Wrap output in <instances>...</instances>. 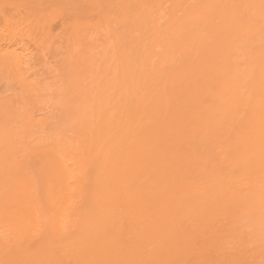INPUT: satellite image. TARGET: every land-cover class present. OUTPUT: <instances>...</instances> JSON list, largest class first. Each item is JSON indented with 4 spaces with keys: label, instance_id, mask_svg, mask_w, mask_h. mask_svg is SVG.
<instances>
[{
    "label": "rangeland",
    "instance_id": "obj_1",
    "mask_svg": "<svg viewBox=\"0 0 264 264\" xmlns=\"http://www.w3.org/2000/svg\"><path fill=\"white\" fill-rule=\"evenodd\" d=\"M146 22L150 23V20H144L143 23H140V24H144ZM163 29H165V30H163ZM159 30L161 32L160 34H162V32L170 31L168 26L161 27ZM159 30H158V33H159ZM94 36L95 35H93V37H92V35H91L88 37V41L91 39L89 43H87L88 42L87 41L84 44H80V45L76 46L75 49H73L72 47L67 48V50H69V53H70L68 55L74 54L76 56L79 54L77 56L76 62H75L76 69H74L75 73L77 75L75 85H77L78 88H77V86H73L72 84H70L71 82H69L66 84L67 86L65 85L63 92H61L63 100L66 102L69 100L68 103H65V102L64 103L66 104V107L68 106L67 107L68 109L70 107V114H72V115H69L68 117L65 118V120H67L69 122L63 123L64 125L60 124V126H59L60 130L65 128L66 125L69 128L66 127L67 129H63V131L61 130V133H60V131H57L58 136L56 135V138H55V139H57L58 142H66V143H70V144L75 145V146H79L81 143L82 144L85 143L86 148L89 151H87L86 153H84L80 157L82 159L83 157L86 156V159L83 158V160H85L84 163L86 164V167L88 169L87 177L85 178V181L82 180L83 182L80 180L81 177L80 178L78 177L79 179H76V180L68 181L67 177L65 176L66 174H63V172H62L63 169L59 166V163H57V159L54 156L51 157V155H49L51 157L50 158V157H47L45 155L46 153H47V155L49 154L48 153V150H49L48 147H50V145H46V147H45V140H44V142H42L44 139V135H43L42 131H41V133H42V135H41L38 128H36V131H39L40 136H41L40 139L41 138L42 139L41 140L38 139L36 141V144H34V145H31L30 143H28V141L31 139L29 138V134H27V132L21 133V131H20L19 133H17L18 137H19V139H17V143L21 149L18 147L14 156H7L4 154L3 151L0 152V221L1 222H3V221L4 222H13V223L18 224V226H20L22 228V230L24 231V238L21 240L23 242V244L21 241L15 242L14 245L12 244L11 247H9L6 250L3 247H0V250H1L0 251V264H34V262H35V264H42V263L43 264H45V263L46 264H99V263L100 264H115L116 262H117L116 264H121L122 262H123L122 264H144V263L145 264H150V263L151 264H231V263L237 264L238 261L240 264L241 263L242 264H264V238H263L264 237V232H263L264 231V224H263L264 223V207H263L264 206V200L262 202H258V203H256L254 201V202H252L253 204L244 203L242 200H248V198L254 192L252 188H251V193H249V191H246L244 189V191H243L244 194L242 193L243 194L242 200L236 198L235 192H234V191L240 189L238 187H235V185L236 186H241V185L245 186L247 184V182L250 183L251 181L253 182L252 186L255 185V181L256 182L259 181V180H256L258 178L257 174L261 171H264L263 169L258 170L257 167H255V168H253V170L257 169L258 171L254 170L255 171L254 172L253 170H245L247 173H244L245 172L244 169H242L241 166L238 164L239 160H236V159L242 158V156H245V155L247 156L246 159H248L250 155L255 153L254 152L255 149L260 145V143H262L261 145H264V140L262 139V138H264L263 137L264 136V131H263L264 130V120H262V119H261L262 121H260V119L259 120L256 119L257 121L253 120V119L249 120L246 117L244 119V116H245L244 110H242V108L240 106H237L240 109L237 107L235 110L230 109V108H226L225 114H227V115H222V117H217L216 119L214 118L212 120H208L209 122L205 121V119H204V113L205 112L201 109V107H199L197 105L196 99L189 92H187V90H184L185 92L180 90L181 85H180L179 81L176 78L170 76V74L167 71L163 70L161 65H159L160 64L159 62H161L160 60H162L165 56L163 54V52L166 51L167 49L164 50L163 48H158V47L153 48V51L154 52L156 51L155 52L156 55L149 59L150 66L151 67L153 66V67L151 69L152 73L150 72V75L146 79L147 83H145V80H144L142 82V84H138V82H136L133 78L130 77V80L127 81L129 83V85H126L125 92L124 93L120 92L122 95L118 92L119 89H117V88L111 89V92H109L110 95L107 93H104V92L99 90V87H101V86L99 85L97 80L102 79L103 77L107 76L108 73H110L108 78L106 79V81H109V83L107 85L113 83L114 85L117 86L120 83L117 80H115L116 79L115 77H117L116 75L121 74V76H122V75H124V73H115V70H112V72L114 74L113 75L110 71H107L110 63L113 65L117 64L116 57L114 54V48L112 46V43L108 39H106L103 35L96 34V36H95L96 38ZM137 36L138 37L140 36L139 31L136 32V34H134L133 37H128L127 41L129 43L130 42L134 43L137 39ZM135 37H136V39H135ZM139 40H140V37L138 38L137 44H139V42H140ZM54 41H56V38H54ZM53 46H54L53 52H54V55L56 57L63 55L64 52L67 51L66 49H62V47L60 46L59 43L58 44L56 43V45L54 43ZM57 48H58V50H57ZM249 51H251V52H249ZM102 53L105 55H102ZM136 55L137 56H134L135 57L134 64H136L138 60L140 61L143 58V54L140 51V48H138V50L136 51ZM254 56H256V57H254ZM253 57L256 59V62L258 65L262 64L260 56L258 54V51H256V48L254 49L253 47H247L246 51L239 52L235 56V58H236L235 61L239 62L242 66L246 67V66H248V64L252 60H255ZM79 58H81V59H79ZM77 59H78V62H77ZM167 59H170V58L168 57ZM153 61H155V62H153ZM53 65H55V64L52 63V59L49 60L47 68L49 69L50 74L46 80V85H48L52 81L55 74L58 73V72L55 73V66H53ZM135 69L137 70L136 66H135ZM101 71H103V72L101 73ZM135 74H136V72H135ZM153 75H155V76H153ZM152 76H153V78H152ZM156 76L158 78H160L159 83H153L154 80L157 78ZM149 77H151V79ZM189 77H190V75H189ZM0 79H1V77H0ZM48 79H50V80H48ZM171 79L173 80V82ZM116 81H117V84H116ZM0 82H1V80H0ZM177 83H179V84H177ZM177 85H179V87ZM165 86H166V88H165ZM156 87H157V89H156ZM174 87H176V88H174ZM66 88H68L67 92H66V90H67ZM72 88H73V90L75 88H77L75 90H78V91L74 90V92H73ZM79 88L81 90H83L85 93L82 92ZM152 91H155V92H152ZM143 92H144V94H143ZM82 93H84V94H82ZM117 93L119 94V96ZM80 94H82V95H80ZM116 94H117V97H116ZM173 94H174V96H173ZM120 95L122 96V98ZM146 95H148V96H146ZM156 95H158V98H156L157 97ZM8 96H11V94L9 93ZM73 96H75V97H73ZM80 96L81 97L83 96V97L81 98ZM110 96H112L113 100H115V101L118 100L117 102L112 104V108H116V106L117 107L119 106V108H120L119 111L115 110L108 117L105 116V117L101 118L100 116L98 117V115H95V118H93L89 111H91L92 109H95L96 112H99L97 106L95 105L96 102L99 100L100 101L103 100L101 98H107ZM152 96H153V98H152ZM79 97L81 98L82 101L80 100ZM124 97H126V98H124ZM71 98H73V99H71ZM83 98H84V100L88 99V100H86V102L85 101L84 102L89 104V105H86L83 103ZM120 98H121V101H120ZM172 98H173V101H172ZM155 99H156V102L153 101ZM162 100H163V102H162ZM73 101H75V102H73ZM90 102H93L94 104L93 103L91 104ZM172 102H173V104H172ZM192 102H193V104H192ZM166 103H167V105H166ZM153 104H155V105H153ZM182 105H183V107H182ZM151 107H155V108L152 109ZM73 108H75V111H73L74 110ZM149 108H151V109H149ZM187 108H189L190 110L188 111ZM156 109H158V110H156ZM133 110H135V111H133ZM186 110H187V112H186ZM147 111H150V112L152 111L151 113H153L152 114L153 116L151 115L150 112L147 113ZM164 111L166 112L165 114H164ZM194 111H195V114H194ZM19 112L22 114L21 110ZM197 114H198V116H197ZM242 114H243V116H242ZM126 115H128V116H126ZM187 115L189 116V118ZM186 116H187V118H186ZM241 116H242V118H241ZM74 117L75 118L77 117L76 119L79 120L80 122L75 120ZM162 117H163V120H162ZM196 117H200V118L198 121H195V124H194V120ZM237 117L239 118V120L241 118V121H239L238 119H235ZM68 119H71V120H68ZM63 120L64 119H62L61 123L65 121V120L64 121ZM97 121L99 122L98 125H97V123H98ZM188 121H189V123H188ZM74 122H76V123H74ZM132 122H133V124H132ZM190 122H193V125ZM246 122L247 123L249 122V123L247 124ZM260 122H261V124H260ZM67 123L68 124L71 123V124L68 125ZM148 123H150V124H148ZM158 123L160 126L158 125ZM209 123H211V124L209 125ZM243 123H244V125H243ZM180 124H182V125L187 124L186 125L187 128L185 127L186 128L185 131H186V134L188 137H186V139L182 142L184 144L183 145V147H184L183 152L187 153L186 150L190 151V152L191 151L194 152L193 158H194V161L196 164L199 162L202 163L205 161L207 163L210 162V164L208 163L209 167L207 169H198V168H196L197 170L194 169L193 170L194 173L192 174V177H188L189 179H187V181L184 179L185 177L182 176V175H185V173L183 174L181 172H177V171L175 172L174 171L175 170V166H174L175 153L174 152L175 151L177 152L176 147H177L178 143L175 142L173 137H174V133L176 132V129H177L176 127L179 126ZM188 125H190V126H188ZM61 126H62V128H61ZM100 126L103 128H101ZM192 126H195L196 128H194ZM250 126H251V128H249ZM71 127H73V129ZM198 127H199V129H198ZM236 127H239V128L237 129ZM70 128H71V131H70ZM99 128L102 129L103 131H100ZM153 128H155V129H153ZM192 128L195 130L198 129L199 130V131L197 130L198 133H196V131L193 130ZM114 129H115V131H114ZM120 129H122V130H120ZM248 129H249V131H248ZM67 130H69V131H67ZM153 130H155L156 132ZM191 130H193V131H191ZM121 131L124 133H122ZM257 131H259V133ZM58 133H60V134H58ZM74 133H77V135L75 136ZM103 133H104V135H103ZM149 133H150V135H149ZM157 133H159V134H157ZM25 134L27 135L26 137H25ZM71 134H74V136L72 137ZM129 134L131 136H128ZM134 134H135V136H134ZM251 134H253L252 137L250 136ZM190 135L192 137L195 135V137L192 138ZM257 135H258V137H257ZM22 136L25 137V139ZM116 136H118V137H116ZM119 136H121V137H119ZM261 136H262V138L258 139ZM122 137H124L123 139H125V140H122ZM132 137H134V138H132ZM135 137H136V139H135ZM249 138H251V139H249ZM92 139L94 142L92 141ZM118 139H119L120 143H121V140L123 141L122 145L119 143ZM193 139H194V141H193ZM25 140H26V142H25ZM39 140L43 143V147H41L42 145L39 146L41 144ZM143 140H144V142H142ZM167 140L169 141V143L171 145L168 144ZM225 140H226V142H225L226 144L224 143ZM230 140H232V142ZM256 140L258 142L260 140L259 144ZM146 141H147V143H146ZM165 141L167 143H165ZM200 142H201V144H200ZM26 143L29 145H26ZM94 143H95V145H94ZM145 143L147 144V146L148 145L149 146L147 147L145 145ZM156 143H158L159 145L158 144L156 145ZM175 143H177V144H175ZM98 144H99V146H98ZM105 144L109 145L108 148H107V146H105ZM130 144H131V146H130ZM152 144L155 146H153ZM172 144H174V145H172ZM235 144H237V145H235ZM238 144H240V145H238ZM119 145H121L123 148L121 146L119 147ZM24 146H25V148H24ZM95 146H97V149ZM173 146L176 148V150L174 149ZM26 147H28V148H26ZM39 147H41V148H39ZM103 147L105 149L107 148L106 153H105V149ZM127 147H128V150H125V148L127 149ZM153 147H155L156 149ZM247 147L249 148L248 149L249 151H247V153H246V152H244V148H247ZM121 148H122V150H121ZM163 148H165L166 150ZM191 148H194V149L191 150ZM195 148H196V150H195ZM36 149H37V151H36ZM22 150H24V151H22ZM44 150H47V151L44 152ZM96 150L98 151L97 154H96V152H97ZM114 150L119 152V154L117 152H116L117 153L116 154ZM144 150H146V151H144ZM113 151H114V153H113ZM122 151H124V152H122ZM167 151H169V152H167ZM28 152L30 155L28 154ZM34 152H36V153H34ZM38 152L40 155L37 154ZM43 152H44V155L42 154ZM172 152H173V154H172ZM230 152H231V154H230ZM241 152L244 154H242ZM88 153H89V155H88ZM120 153H122V154H120ZM239 153H241V154H239ZM249 153H251V154H249ZM21 154L23 156V159H21L22 157H19V156H21ZM98 154H100V155H98ZM233 155H235V156L233 157ZM95 156H97V158ZM122 156H123V158H122ZM167 156H168V158H167ZM14 157H16V158H14ZM254 158H255V156H253L250 160H252ZM258 158L256 157V159H258ZM7 160H9V161L13 160L14 163H9ZM88 161L91 163H89ZM54 162H56L57 166H56V164H54ZM114 162H116V163L113 164ZM153 163H155V164H153ZM90 164H91V166H90ZM111 165H113V166H111ZM153 165H155V167H153ZM159 165H160V167H159ZM206 167H207V164H206ZM59 168H61L62 171ZM150 168H151V171H148V170H150ZM159 168H161L162 171H160L161 169H159ZM156 169H157V171H156ZM111 170L112 171L114 170L115 172L114 171L112 172ZM57 171H60V172H57ZM75 171H77V170H75ZM56 172L58 173V175ZM88 172H90V173H88ZM109 172H110V175H109ZM168 172H170V173H168ZM253 172H254V174H253ZM59 173L61 174V176L59 175ZM153 173H155V175H152ZM227 174H229V175H227ZM49 175H51V177H49ZM53 175H55V176H53ZM149 175H151V176H149ZM171 175H172V177H171ZM203 175L205 178L203 177ZM224 175H227V176H224ZM242 175H244L243 178H242ZM46 176H48L47 178H49V179H47ZM58 176H60V177L63 176L64 178L63 177L59 178ZM162 176L163 177L165 176V177L163 178ZM168 176L171 178V180L169 179ZM213 176H214V179H213ZM21 177H22V179H21ZM91 177H92V179H91ZM166 177H168V178H166ZM252 177H254V178H252ZM34 178L36 180L33 181ZM88 178L90 180H88ZM153 178H156V179H153ZM227 178L229 180H227ZM233 178H234V180H233ZM244 178H246V179H244ZM251 178H252V180H250ZM165 179H167V180H165ZM206 179H208V180H206ZM21 180H22V182H21ZM92 180H94V182ZM176 180H178V184L174 183V182H177ZM23 181L25 184L23 183ZM63 181H64V183H60ZM67 181L69 182V184H66ZM73 181H75L78 185L75 182L73 183ZM135 181H137V182H135ZM216 181L218 183H216ZM236 181L238 184L237 183L235 184ZM107 182H109V184ZM127 182L129 185L127 184ZM149 182H151L153 185H151V183L149 184ZM167 182H168V184H167ZM170 182L172 183L171 185H170ZM101 183L103 185H106V186H103ZM57 184H58V186H57ZM86 184H87V186H86ZM99 184H101L100 186L102 188L99 186ZM203 184L204 185L206 184V187L202 186ZM225 184L226 185L228 184V185L226 186ZM232 184H233V186H232ZM23 185H25L26 187ZM76 185H77V187H75ZM110 185H112V186H110ZM229 185H231L232 187L230 188ZM4 186H6V187H4ZM107 186H110V187H107ZM137 186H139L141 188V190ZM24 187L26 190L24 189ZM70 187L71 188L73 187L74 189L73 188L71 189ZM78 187L80 188V192L78 190L79 189ZM143 187H144V189H143ZM224 187H226V188H224ZM34 188H37V189H34ZM76 188H78V189H76ZM200 188H205L204 192L207 189H215L216 192L214 194L213 193L209 194V192H208V196L205 197L206 194H203L204 193L203 189H200ZM31 189H32V192L30 193ZM123 189H125V190H123ZM163 189H164V191H163ZM225 189H226V191H225ZM227 189H229V190H227ZM6 190H7V192L8 191L9 192L7 193ZM72 190L73 191L75 190L78 193L75 194L76 192H73ZM112 190H114V192ZM118 190H119V192H118ZM143 190H144V192H143ZM131 191H133V192H131ZM148 191H150V192L148 193ZM159 191H161V192H159ZM191 191H192V196L190 197L189 193ZM26 192H27V194H25ZM124 192H125V194H124ZM135 192H137V194ZM119 193L123 194L125 197L127 196L126 194H129L128 195L129 197L127 196L125 199V197L122 195L124 197V198H122V197H120L121 195ZM205 193H207V192H205ZM28 194L30 196H28ZM102 194H104V196ZM216 194H219V196H221V195L222 196L219 198H216L215 197ZM93 195H96V196H93ZM137 195L140 197L138 198ZM201 195H203V196H201ZM210 195H212V197ZM25 196H27L28 198L31 197V201L27 197L25 199L24 198ZM51 196H52L53 200H52ZM156 196H158V197H156ZM223 196H225V197H223ZM233 196H235V199L233 198ZM60 197H62V199ZM79 197H81V198H79ZM152 197L155 198V200H153ZM178 197H179V199H178ZM120 198L123 200H121ZM132 198L135 200L132 201L133 200ZM140 198H142L141 201H140ZM188 198H191V200ZM106 199H108L112 203H110ZM115 199L117 200V202ZM127 199H129V200H127ZM138 199H139V201H137ZM232 199H234V200H232ZM28 200L31 203L30 204H24L25 202L28 203ZM104 200H106V201H104ZM130 200H131V203H130ZM147 200H149V201H147ZM169 200H171V201H169ZM186 200L188 202L190 201V204H188V202H186ZM60 201L62 204L60 203ZM158 201H160V202H158ZM167 201H169V202H167ZM123 202H125V203L127 202L126 205ZM156 202L158 203V205ZM34 203H37L38 205L37 204L35 205ZM96 203H97V205H95ZM129 203L133 204V205H130ZM21 204L26 209H23V206L21 207ZM31 204H32V206H31ZM46 204L47 205L49 204V205L47 206ZM56 204H58L59 207ZM115 204H118V205H115ZM153 204H155V205H153ZM172 204H173V206H172ZM179 204L181 205L182 210H184V208H187L184 210L185 212L184 211L182 212L180 210ZM200 204H202V205H200ZM121 205H122V207H121ZM218 205L219 206L221 205L220 208L222 207V209H220L219 207H216ZM30 206L32 208H30ZM34 206H37V207H34ZM50 206H52V207H50ZM70 206H72V207H70ZM136 206H137V208H136ZM33 207L36 209L35 212H33L35 214L31 213L32 211H34ZM75 207H76V209H75ZM149 207H151V208H149ZM153 207H155V208H153ZM211 207H213L214 209ZM234 207L236 209H234ZM56 208H57V210L58 209L59 210L57 211ZM82 208H84V209L82 210ZM176 208H178V209H176ZM30 209L32 211H29ZM64 209H65V211H63ZM73 209L75 210L74 212H73ZM102 209H103V211H102ZM134 209H135V211H134ZM157 209L159 212L157 211ZM26 210H28V212H30V213H28ZM155 210L157 211V213ZM171 210H173V211L175 210V211L173 212ZM24 211H26V212H24ZM43 211L46 213V215ZM68 211H69V214H67ZM153 211H155L156 214L155 213L152 214ZM210 211H213V213H211ZM37 212L38 213L40 212V217L36 216ZM52 212H54V214ZM70 212H71V214H70ZM140 212L143 214H141ZM50 213H51V215H50ZM84 213H85V215H84ZM132 213L134 215L135 214H137V215L134 216ZM10 214H11V217H10ZM26 214H28L29 216ZM32 214H33V216H30ZM88 214H89V216H88ZM96 214H97V216H96ZM175 214H176V216H175ZM214 214H215V216H214ZM146 215H148V216H146ZM153 215H155V216H153ZM165 215H166V217H165ZM199 215H200V217H199ZM12 216L15 219L17 218L18 220H15ZM20 216H22V217H20ZM25 216H28V217H25ZM69 216L71 218H69ZM228 216H230V217H228ZM33 217L36 218L37 220L34 219ZM148 217H149V219H148ZM19 219H21L22 221ZM25 219H26V222H25ZM55 219H57V220H55ZM66 220H67V222H66ZM119 220H121V221H119ZM182 220H183V222H182ZM68 221L70 223L69 226L67 224H65V223H68ZM85 221H86V223H85ZM142 221H143L144 226L142 225ZM218 221H220V222H218ZM21 222H22V224H21ZM138 222H140L141 224ZM144 222H145V224H144ZM165 222H167V224ZM178 222L179 223L182 222V223L179 224ZM13 223H10V224L13 225ZM32 223H35V224H32ZM74 223H76V224H74ZM84 223L87 225H84ZM124 223H126L125 226H124ZM94 224H95V226H94ZM36 225H39V226H36ZM40 225H42V226H40ZM63 225H65V226H63ZM82 225H84V226H82ZM147 225H149V226H147ZM62 226L64 227V230L62 229L63 228ZM138 226H140V227H138ZM158 226H159V228H157ZM175 226H178V227L176 228ZM215 226L216 227L218 226V227L216 228ZM34 227H36V228H34ZM39 227H41V228H39ZM43 227H44V229H43ZM65 227H66V230H65ZM132 227L134 228L133 230H132ZM165 227H166V229H165ZM153 228H155V229H153ZM38 229H39V231H38ZM70 229H72V230H70ZM142 229H145L146 231L143 230V232H141ZM180 229H182V230H180ZM212 229L213 230L215 229V230L213 231ZM119 230H122V231H119ZM159 230H161V231H159ZM31 231L33 232L32 234H34V236L31 235V233H30ZM113 231H117V232H113ZM138 231H140V232H138ZM61 232H62V234H61ZM128 232L131 234H129ZM159 232L162 234H160ZM171 233L173 235H171ZM215 233H217V234H215ZM25 234H27V235H25ZM86 234H88V235H86ZM149 234H150V237H148ZM183 234H184V236H183ZM211 234H214L215 236L211 235ZM260 234H262V235H260ZM132 235H134V236H132ZM153 235H155V236H153ZM170 235L172 237V240H171ZM29 236H31V237H29ZM112 236H114V237H112ZM127 236L129 238H127ZM136 236H138V237H136ZM76 237H78V238H76ZM151 237H155V238H151ZM230 237L231 238L233 237L232 240L230 239ZM145 238H147V239H145ZM159 238H160V240H159ZM235 238H237V239H235ZM75 239L78 241H76ZM136 239H138V240H136ZM161 239H163V240H161ZM233 239H234V241H233ZM23 240H26V241H23ZM106 240H107V242H106ZM139 240L141 241V243H139ZM147 240H149V241H147ZM152 240L155 243H153ZM146 241H147V243H146ZM59 242H60V244H59ZM71 242H73L74 244ZM173 242H175V244ZM220 242L222 243L221 245H219ZM24 243H26V244H24ZM30 243H32V245H34V246H31ZM114 243L116 244L115 246H113ZM19 244L22 245V247ZM128 244H130V245H128ZM145 244H147V245L145 246ZM153 244H155V245H153ZM217 244L219 245V247ZM152 245L155 247H153ZM208 245H211V246L209 247ZM244 245H245V247H244ZM69 246H70V249H69ZM134 246H136L139 249L135 248ZM204 246H206V248H204ZM215 246L217 247V249ZM118 247L119 248L121 247L122 249L121 248L118 249ZM196 247H198V248H196ZM112 248H114V249H112ZM210 248H211V250H210ZM238 248H241V249H238ZM127 249H128V251H127ZM221 249H223V250H221ZM4 250H5V252H4ZM54 250H55V252H54ZM137 250L138 251L140 250V252L138 253ZM20 251H21V253L23 251V253L21 254ZM116 252L119 253L120 255L117 254ZM49 254H50V256H48ZM124 254H125V257L127 258V260H126V258H124ZM149 254L151 255V257L149 256ZM228 254L229 255L231 254V255L228 256ZM42 255H43V257H42ZM236 255H237V257H236ZM3 256H5L6 259ZM23 256L26 260H24ZM159 256L161 257V259ZM37 257L40 260L37 259ZM44 258H46V260ZM149 258H151V259H149ZM152 258H153V261H152ZM221 258H223V259H221ZM157 259H158V261L156 262ZM129 260L132 263H130ZM147 260H149V261H147ZM142 261H144V262H142ZM231 261H234V262H231Z\"/></svg>",
    "mask_w": 264,
    "mask_h": 264
},
{
    "label": "bare ground",
    "instance_id": "obj_2",
    "mask_svg": "<svg viewBox=\"0 0 264 264\" xmlns=\"http://www.w3.org/2000/svg\"><path fill=\"white\" fill-rule=\"evenodd\" d=\"M144 20H150V23H143ZM168 26L170 31L162 32L160 34V28ZM132 28V29H131ZM159 30V33H158ZM165 30V29H163ZM139 31L140 34V42L138 43V36L134 43H129L127 41L128 37H133L136 32ZM96 34L103 35L106 39H108L114 48V54L116 57V65L110 63L107 71H110L112 74V70H115V73H124L117 74L115 77L119 83V85H114L113 83L107 85L109 81H106L109 74L103 77L100 80H97L99 85V90L109 94L111 89L117 88L118 92L124 93L126 90V85H129L127 81L130 80V77L133 78L138 84H142L150 75L152 67L150 66L149 59L155 56V52L153 48H163V54L165 55L161 62H159L163 70L167 71L170 76L176 78L179 83L182 91L187 90L197 101V105L201 107V109L205 112L204 119L205 121L216 119L217 117H222L225 114L226 108H230L235 110L237 106H240L242 110L245 112V117L247 119H260V121L264 120V0H0V152H4L7 156H14L16 150L19 145L17 143V139H19L18 134L27 132L29 134V138L31 140L28 141L31 145L36 144V141L40 139V133L42 131L46 145H50L47 153L45 154L47 157L49 155L54 156L57 159V163H59V168L63 174H66L68 181L76 180L81 177V181H85L87 177V167L84 163L86 156L81 159L84 153H86L87 148L85 143L80 144L79 146L72 145L66 142H58L56 138L57 131L63 129H67V125L63 129H59L60 124L69 122L65 120L70 114L69 109L66 107L65 103H68L63 100L61 92H63L65 85L69 82L73 86L76 81V73L75 70V62L76 58L79 55H68L69 50L67 48L75 49L76 46L80 44H84L88 41V37ZM94 36V37H95ZM56 38V41H54ZM96 38V37H95ZM103 38V37H102ZM93 39V38H92ZM99 39V38H98ZM91 40V39H90ZM90 40L87 42L89 43ZM60 44L62 49H66L63 55L56 57L53 52V44ZM109 43V42H108ZM90 47V46H89ZM132 47V48H131ZM247 47L256 48L258 54L260 56L261 65H258L255 60H252L248 66L244 67L239 62L235 61V56L242 51H246ZM131 48V49H130ZM140 48V51L143 54V58L137 61L134 64L136 51ZM109 49V48H108ZM58 50V48H57ZM161 50V49H160ZM250 50V49H249ZM78 52V51H77ZM251 52V51H249ZM67 55V56H66ZM102 55H105L102 53ZM81 56V55H80ZM104 57V56H103ZM170 59H167V58ZM58 58V59H57ZM52 59V63L55 65V76L52 81L46 85V80L50 74L49 69L47 68L49 60ZM81 59V58H79ZM251 60V59H250ZM258 60V59H257ZM81 61V60H80ZM78 62V59H77ZM120 62V63H119ZM155 62V61H153ZM77 64V63H76ZM153 65V64H152ZM137 67V70L135 69ZM259 66V67H258ZM157 71V70H156ZM155 71V72H156ZM159 71V70H158ZM103 71H101L102 73ZM136 72V74H135ZM152 73V72H151ZM114 75V74H113ZM156 75V74H155ZM153 75V76H155ZM190 75V77H189ZM152 76V78H153ZM157 77V76H156ZM155 77V78H156ZM151 79V77H149ZM114 79V78H113ZM50 80V79H48ZM133 80V81H134ZM172 80V79H171ZM175 80V79H174ZM114 81V80H113ZM116 81V84H117ZM160 78H156L153 83H159ZM167 81V80H166ZM169 82V81H168ZM173 82V80H172ZM177 83V84H179ZM168 84V83H167ZM171 84V83H170ZM174 84V83H173ZM131 85V84H130ZM172 85V84H171ZM67 86V85H66ZM179 87V85H177ZM72 87V86H71ZM150 87V86H149ZM170 87V86H169ZM70 88V87H69ZM78 88V86H77ZM75 88V89H77ZM82 88V87H81ZM166 88V86H165ZM176 88V87H174ZM66 92L68 88H66ZM74 89V90H75ZM80 89V88H79ZM157 89V87H156ZM155 89V90H156ZM73 90V88H72ZM73 90V92H74ZM81 90V89H80ZM162 90V89H161ZM78 91V90H75ZM84 92L83 90H81ZM87 91V90H86ZM116 91V90H115ZM174 91V90H173ZM155 92V91H152ZM185 92V91H184ZM11 96H8V94ZM85 93V92H84ZM82 93V94H84ZM120 93V94H121ZM127 93V92H126ZM148 93V92H147ZM151 93V92H150ZM176 93V92H175ZM80 94V95H82ZM118 94V93H117ZM116 94V97H117ZM144 94V92H143ZM110 95V94H109ZM114 95V94H113ZM122 95V94H121ZM120 95V96H121ZM167 95V94H166ZM185 95V94H184ZM8 96V97H7ZM119 96V94H118ZM124 96V95H123ZM148 96V95H146ZM158 98V95H156ZM174 96V94H173ZM179 96V95H178ZM75 97V96H73ZM81 97V96H80ZM79 97V98H80ZM83 97V96H82ZM81 97V98H82ZM180 97V96H179ZM178 97V98H179ZM182 97V96H181ZM77 98V97H76ZM80 98V100H81ZM88 98V97H87ZM122 98V96H121ZM120 98V101H121ZM126 98V97H124ZM148 98V97H147ZM153 98V96H152ZM170 98V97H169ZM177 98V97H176ZM175 98V99H176ZM73 99V98H71ZM75 99V98H74ZM103 100H99L96 102V106L99 112H96L95 109H92L90 114L93 118L95 115L105 117L110 116L115 110L119 111V106L116 108H112V104L117 102L113 100L112 96L107 98H101ZM142 99V98H141ZM161 99V98H160ZM77 100V99H76ZM88 100V99H86ZM83 98V103L89 105ZM127 100V99H126ZM140 100V99H139ZM138 100V101H139ZM169 100V99H168ZM183 100V99H182ZM185 100V99H184ZM82 101V100H81ZM85 101V102H84ZM91 101V100H90ZM93 101V100H92ZM143 101V100H142ZM156 102V99L153 100ZM173 101V98H172ZM65 102V103H64ZM75 102V101H73ZM78 102V101H77ZM95 102V101H94ZM146 102V101H145ZM163 102V100H162ZM161 102V103H162ZM171 102V101H170ZM187 102V101H186ZM91 104L93 102H90ZM127 103V102H126ZM158 103V102H157ZM190 103V102H189ZM188 103V104H189ZM94 104V103H93ZM121 104V103H120ZM170 104V103H169ZM173 104V102H172ZM193 104V102H192ZM150 105V104H149ZM155 105V104H153ZM152 105V106H153ZM162 105V104H161ZM167 105V103H166ZM92 106V105H91ZM128 106V105H127ZM146 106V105H145ZM188 106V105H187ZM186 106V107H187ZM196 106V105H195ZM93 107V106H92ZM129 107V106H128ZM127 107V108H128ZM161 107V106H160ZM168 107V106H167ZM183 107V105H182ZM193 107V106H192ZM94 108V107H93ZM152 109L155 107H151ZM149 108V109H151ZM195 108V107H194ZM198 108V107H197ZM196 108V109H197ZM239 108V107H237ZM22 114L19 112L20 110ZM75 111V108H73ZM129 109V108H128ZM134 109V108H133ZM140 109V108H139ZM148 109V110H149ZM188 111L190 110L187 108ZM240 109V108H239ZM158 110V109H156ZM166 110V109H165ZM192 110V109H191ZM77 111V110H76ZM135 111V110H133ZM138 111V110H137ZM167 111V110H166ZM197 111V110H196ZM124 112V111H123ZM150 111H147V113ZM152 112V111H151ZM150 112V113H151ZM183 112V111H182ZM187 112V110H186ZM185 112V113H186ZM243 112V111H242ZM77 113V112H76ZM134 113V112H133ZM136 113V112H135ZM157 113V112H156ZM166 112L164 111V114ZM171 113V112H170ZM126 114V113H125ZM140 114V113H139ZM153 113H151L152 115ZM195 114V111H194ZM77 115V114H76ZM129 115V114H128ZM126 115V116H128ZM173 115V114H172ZM74 116V115H73ZM139 116V115H138ZM145 116V115H144ZM153 116V115H152ZM170 116V115H169ZM188 116V115H187ZM186 116V118H187ZM198 116V114H197ZM243 116V114H242ZM241 116V118H242ZM148 117V116H147ZM150 117V116H149ZM164 117V116H163ZM162 117V120H163ZM240 117V116H239ZM77 118V117H76ZM75 117L74 119L77 120ZM156 118V117H155ZM189 118V116H188ZM200 117H196L194 120L198 121ZM234 118V117H233ZM241 118H235L241 121ZM62 119H64L62 121ZM109 119V118H108ZM140 119V118H139ZM151 119V118H150ZM157 119V118H156ZM155 119V120H156ZM172 119V118H171ZM262 119V120H261ZM71 120V119H68ZM183 120V119H182ZM188 120V119H187ZM79 121V120H77ZM99 121V120H98ZM97 121V122H98ZM148 121V120H147ZM204 121V120H203ZM247 121V120H246ZM257 121V120H256ZM255 121V122H256ZM71 122V121H70ZM80 122V121H79ZM131 122V121H130ZM153 122V121H152ZM181 122V121H180ZM187 122V121H186ZM209 122V121H208ZM211 122V121H210ZM76 123V122H74ZM78 123V122H77ZM189 123V121H188ZM193 125V122H190ZM197 123V122H196ZM200 123V122H199ZM245 123V122H244ZM243 123V125H244ZM247 123V122H246ZM249 123V122H248ZM247 123V124H248ZM259 123V122H258ZM68 124V123H67ZM71 124V123H69ZM68 124V125H69ZM99 122L97 123V125ZM131 124V123H130ZM133 124V122H132ZM150 124V123H148ZM203 124V123H202ZM211 123H209L210 125ZM233 124V123H232ZM238 124V123H237ZM261 124V122H260ZM64 125V124H63ZM159 125V123H158ZM187 125V124H186ZM186 125L180 124L176 128V132L174 133L175 144H177V152L175 151L174 157V166L175 172L185 173L183 178L187 181L188 177H192L194 173V169H207L209 167L210 162H202L195 163L194 161V152L187 151L184 153L183 141L186 139ZM191 125V124H190ZM188 125V126H190ZM208 125V126H209ZM242 125V124H241ZM263 125V124H262ZM74 126V125H73ZM120 126V125H119ZM125 126V125H124ZM152 126V125H151ZM160 126V125H159ZM174 126V125H173ZM172 126V127H173ZM198 126V125H197ZM240 126V125H239ZM246 126V125H245ZM261 126V125H260ZM67 127V128H66ZM101 127V126H100ZM168 127V126H167ZM186 127V128H185ZM196 128L195 126H192ZM242 127V126H241ZM36 128L40 131H36ZM62 128V126H61ZM73 129V127H71ZM70 128V131H71ZM84 128V127H83ZM103 128V127H101ZM157 128V127H156ZM232 128V127H231ZM237 129L239 127H236ZM251 128V126L249 127ZM254 128V127H253ZM100 129V128H99ZM117 129V128H116ZM155 129V128H153ZM193 129V128H192ZM199 129V127H198ZM197 129V130H198ZM202 129V128H201ZM122 130V129H120ZM119 130V131H120ZM131 130V129H130ZM144 130V129H143ZM147 130V129H146ZM145 130V131H146ZM151 130V129H150ZM149 130V131H150ZM195 130V129H193ZM191 130V131H193ZM196 131V133H198ZM209 130V129H208ZM232 130V129H231ZM235 130V129H234ZM251 130V129H250ZM257 130V129H256ZM65 131V130H64ZM69 131V130H67ZM73 131V130H72ZM100 131H103L100 129ZM115 131V129H114ZM155 131V130H153ZM188 131V130H187ZM199 131V130H198ZM249 131V129H248ZM255 131V130H254ZM264 131V130H263ZM66 132V131H65ZM75 132V131H74ZM78 132V131H77ZM122 132V131H121ZM156 132V131H155ZM234 132V131H233ZM240 132V131H239ZM243 132V131H242ZM241 132V133H242ZM259 133V131H257ZM261 132V131H260ZM41 133V135H42ZM58 133V134H60ZM124 133V132H122ZM147 133V132H146ZM145 133V134H146ZM153 133V132H152ZM193 133V132H192ZM200 133V132H199ZM204 133V132H203ZM228 133V132H227ZM232 133V132H231ZM251 133V132H250ZM253 133V132H252ZM256 133V132H255ZM75 136L77 133H74ZM74 134H71L72 137ZM148 134V133H147ZM159 134V133H157ZM195 134V133H194ZM230 134V133H229ZM244 134V133H243ZM249 134V133H248ZM254 134V133H253ZM251 134L250 136L252 137ZM263 134V133H262ZM86 135V134H85ZM104 135V133H103ZM102 135V136H103ZM150 135V133H149ZM148 135V136H149ZM189 135V134H188ZM192 135V134H191ZM190 135V136H191ZM196 135V134H195ZM195 135L192 137L194 138ZM198 135V134H197ZM231 135V134H230ZM260 135V134H259ZM27 135L25 134V137ZM58 136V135H57ZM80 136V135H79ZM128 136H131L130 134ZM133 136V135H132ZM135 136V134H134ZM157 136V135H156ZM163 136V135H162ZM249 136V137H250ZM18 137V138H17ZM23 137V136H22ZM25 137H23L25 139ZM65 137V136H64ZM83 137V136H82ZM101 137V136H100ZM118 137V136H116ZM121 137V136H119ZM165 137V136H164ZM258 137V135H257ZM264 137V136H263ZM81 138V137H80ZM108 138V137H107ZM110 138V137H109ZM124 137H122V140ZM134 138V137H132ZM171 138V137H170ZM198 138V137H197ZM196 138V139H197ZM217 138V137H216ZM232 138V137H231ZM262 136L258 139H261ZM42 139V138H41ZM40 139V140H41ZM121 139V138H120ZM136 139V137H135ZM140 139V138H139ZM158 139V138H157ZM195 139V140H196ZM218 139V138H217ZM229 139V138H228ZM234 139V138H233ZM232 139V140H233ZM251 139V138H249ZM254 139V138H253ZM257 139V140H258ZM264 140V138H262ZM39 140V141H40ZM121 140L122 145L123 141ZM142 140V139H141ZM148 140V139H147ZM173 140V141H174ZM191 140V139H190ZM232 140H230L232 142ZM256 140V141H257ZM22 141V140H21ZM93 141V139H92ZM187 141V140H186ZM194 141V139H193ZM222 141V140H221ZM234 141V140H233ZM244 141V140H243ZM26 142V140H25ZM40 141L41 147H43V143ZM94 142V141H93ZM96 142V141H95ZM138 142V141H137ZM144 142V140L142 141ZM141 142V143H142ZM168 144L169 141L167 140ZM165 141V143H167ZM171 142V141H170ZM226 140L224 141V143ZM246 142V141H245ZM258 142V141H257ZM260 142V140H259ZM258 142V144H259ZM20 143V142H19ZM97 143V142H96ZM129 143V142H128ZM127 143V144H128ZM147 143V141H146ZM145 145L147 146V144ZM151 143V142H150ZM163 143V142H162ZM222 143V142H221ZM250 143V142H249ZM39 144V143H38ZM107 144V143H106ZM107 148L109 145H106ZM139 144V143H138ZM149 144V143H148ZM158 143H156L157 145ZM193 144V143H192ZM195 144V143H194ZM201 144V142H200ZM218 144V143H217ZM226 144V143H225ZM254 144V143H253ZM262 143H260L261 145ZM25 145V144H24ZM26 145H29L26 143ZM92 145V144H91ZM95 145V143H94ZM119 145V147L121 146ZM153 145V144H152ZM159 145V144H158ZM171 145V144H170ZM174 145V144H172ZM237 145V144H235ZM240 145V144H238ZM251 145V144H250ZM249 145V146H250ZM256 145V144H255ZM256 146L255 153L250 155L248 159H246V155L242 156V158L236 159L239 160L238 164L242 169L245 170H253V168L257 167L258 170H264V145ZM21 146V145H20ZM99 146V144H98ZM104 146V147H105ZM118 146V145H117ZM126 146V145H125ZM131 146V144H130ZM142 146V145H141ZM145 146V147H146ZM149 146V145H148ZM147 146V147H148ZM155 146V145H153ZM186 146V145H185ZM193 146V145H192ZM191 146V147H192ZM248 146V145H247ZM39 147V148H41ZM97 149V146H95ZM103 147V148H104ZM122 147V146H121ZM134 147V146H133ZM144 147V148H145ZM167 147V146H166ZM165 147V148H166ZM174 147V146H173ZM222 147V146H221ZM235 147V146H234ZM233 147V148H234ZM20 148V147H19ZM25 148V146H24ZM28 148V147H26ZM99 148V147H98ZM102 148V147H101ZM106 148V149H107ZM110 148V147H109ZM123 148V147H122ZM121 148V150H122ZM131 148V147H130ZM129 148V149H130ZM155 148V147H153ZM159 148V147H158ZM163 148V149H165ZM169 148V147H168ZM174 147V149L176 150ZM220 148V147H219ZM253 148V147H252ZM251 148V149H252ZM21 149V148H20ZM35 149V148H34ZM43 149V148H42ZM45 149V148H44ZM95 149V148H94ZM105 149V148H104ZM105 149V153H106ZM118 149V148H117ZM148 149V148H147ZM156 149V148H155ZM167 149V148H166ZM165 149V150H166ZM173 149V150H174ZM182 149V150H181ZM194 148H191V150ZM249 148H244V152L247 153ZM30 150V149H29ZM91 150V149H90ZM99 150V149H98ZM125 150H128L125 148ZM133 150V149H132ZM196 150V148H195ZM229 150V149H228ZM240 150V149H239ZM254 150V149H253ZM24 151V150H22ZM37 151V149H36ZM47 150H44V152ZM97 151V150H96ZM95 151V152H96ZM102 151V150H101ZM115 151V150H114ZM113 151V153H114ZM134 151V150H133ZM143 151V150H142ZM146 151V150H144ZM163 151V150H162ZM32 152V151H31ZM44 152L42 153L44 155ZM117 151H115L116 153ZM124 152V151H122ZM135 152V151H134ZM165 152V151H164ZM169 152V151H167ZM166 152V153H167ZM200 152V151H199ZM232 152V151H231ZM230 152V154H231ZM22 153V152H21ZM36 153V152H34ZM33 153V154H34ZM94 153V152H93ZM98 151L96 152V154ZM104 153V152H103ZM119 154V152H117ZM116 153V154H117ZM165 153V154H166ZM201 153V152H200ZM204 153V152H203ZM235 153V152H234ZM242 153V152H241ZM239 153V154H241ZM24 154V153H23ZM29 154V152H28ZM39 154V152L37 153ZM36 154V155H37ZM101 154V153H100ZM98 154V155H100ZM122 154V153H120ZM170 154V153H169ZM173 154V152H172ZM244 154V153H242ZM251 154V153H249ZM20 155V154H19ZM30 155V154H29ZM40 155V154H39ZM89 155V153H88ZM91 155V154H90ZM94 155V154H93ZM102 155V154H101ZM168 155V154H167ZM202 155V154H201ZM38 156V155H37ZM36 156V157H37ZM42 156V155H41ZM40 156V157H41ZM45 156V157H46ZM104 156V155H103ZM231 156V155H230ZM235 155H233L234 157ZM253 156L254 159L250 160ZM23 159V156L21 154ZM46 157V158H47ZM50 157V158H51ZM97 158V156H95ZM132 157V156H131ZM256 157L258 159H256ZM16 158V157H14ZM30 158V157H29ZM89 158V157H88ZM113 158V157H112ZM111 158V159H112ZM119 158V157H118ZM123 158V156H122ZM168 158V156H167ZM200 158V157H199ZM218 158V157H217ZM20 159V160H21ZM42 159V158H41ZM91 159V158H90ZM115 159V158H114ZM232 159V158H231ZM230 159V160H231ZM256 159V160H255ZM19 160V161H20ZM40 160V159H39ZM43 160V159H42ZM88 160V159H87ZM98 160V159H97ZM6 161V160H5ZM9 163H14L13 160H7ZM25 161V160H24ZM96 161V160H95ZM115 161V160H114ZM139 161V160H138ZM4 162V161H3ZM89 162V161H88ZM212 162V161H211ZM91 163V162H89ZM114 162L113 164H115ZM129 163V162H128ZM227 163V162H226ZM31 164V163H30ZM56 164V162H54ZM141 164V163H140ZM155 164V163H153ZM207 164V167H206ZM125 165V164H124ZM128 165V164H127ZM53 166V165H52ZM57 166V164H56ZM55 166V167H56ZM91 166V164H90ZM113 166V165H111ZM126 166V165H125ZM152 166V165H151ZM119 167V166H118ZM155 167V165H153ZM152 167V168H153ZM160 167V165H159ZM3 168V167H2ZM57 168V167H56ZM55 168V169H56ZM165 168V167H164ZM51 169V168H50ZM112 169V168H111ZM119 169V168H118ZM161 169V168H159ZM254 169V170H257ZM54 170V169H53ZM77 170V171H75ZM117 170V169H116ZM197 170V169H196ZM253 170V171H254ZM257 170V171H258ZM47 171V170H46ZM95 171V170H94ZM112 171V170H111ZM114 171V170H113ZM112 171V172H113ZM118 171V170H117ZM151 171V168L150 170ZM157 171V169H156ZM162 171V169L160 170ZM28 172V171H27ZM53 172V171H52ZM60 172V171H57ZM56 172V173H57ZM61 172V173H62ZM115 172V171H114ZM147 172V171H146ZM255 172V171H254ZM253 172V174H254ZM42 173V172H41ZM55 173V174H56ZM90 173V172H88ZM95 173V172H94ZM134 173V172H133ZM150 173V172H149ZM156 173V172H155ZM153 173L152 175H155ZM160 173V172H159ZM163 173V172H162ZM170 173V172H168ZM167 173V174H168ZM174 173V172H173ZM244 173H247L246 171ZM151 174V173H150ZM175 174V173H174ZM173 174V175H174ZM177 174V173H176ZM251 174V173H250ZM256 174V173H255ZM48 175V174H47ZM58 175V173H57ZM61 176V174L59 173ZM95 175V174H94ZM110 175V172H109ZM132 175V174H131ZM130 175V176H131ZM169 175V174H168ZM214 175V174H213ZM229 175V174H227ZM224 175V176H227ZM245 175V174H244ZM242 175V178L243 176ZM30 176V175H29ZM55 176V175H53ZM58 176L59 178H62ZM89 176V175H88ZM93 176V175H92ZM151 176V175H149ZM176 176V175H175ZM179 176V175H178ZM177 176V177H178ZM202 176V175H201ZM223 176V175H222ZM231 176V175H230ZM247 176V175H246ZM256 176V175H255ZM48 176H46L47 178ZM51 177V175H49ZM79 177V178H78ZM156 177V176H155ZM163 177V176H162ZM165 177V176H164ZM163 177V178H164ZM169 177V176H168ZM166 177V178H168ZM172 177V175H171ZM176 177V178H177ZM204 177V175H203ZM248 177V176H247ZM258 182L255 181V185L252 186V181L244 186H236L240 189L234 191L235 196L238 199L242 200V195L244 194V189L251 193V188L253 189V193L248 198V200H242L244 203L253 204L252 202H262L264 200V171H261L257 174ZM32 178V177H31ZM55 178V177H54ZM64 178V177H63ZM107 178V177H106ZM205 178V177H204ZM208 178V177H207ZM235 178V177H234ZM233 178V180H234ZM254 178V177H252ZM252 178L250 180H252ZM22 179V177H21ZM49 179V178H47ZM52 179V178H51ZM58 179V178H57ZM92 179V177H91ZM108 179V178H107ZM106 179V180H107ZM130 179V178H129ZM150 179V178H149ZM156 179V178H153ZM152 179V180H153ZM162 179V178H161ZM160 179V180H161ZM171 180V178L169 177ZM178 179V178H177ZM214 179V176H213ZM216 179V178H215ZM222 179V178H221ZM224 179V178H223ZM241 179V178H240ZM246 179V178H244ZM36 180L35 178L33 181ZM64 180V179H63ZM88 180H90L88 178ZM105 180V181H106ZM113 180V179H112ZM142 180V179H141ZM164 180V179H163ZM167 180V179H165ZM169 180V181H170ZM204 180V179H203ZM208 180V179H206ZM227 180H229L227 178ZM26 181V180H25ZM57 181V180H56ZM67 181L66 184H69ZM82 181V182H83ZM94 182V180H92ZM133 181V180H132ZM140 181V180H139ZM174 182L175 184H178ZM183 181V180H182ZM218 181V180H217ZM216 181V183H218ZM225 181V180H224ZM22 182V180H21ZM49 182V181H48ZM75 181H73L74 183ZM137 182V181H135ZM142 182V181H141ZM140 182V183H141ZM163 182V181H162ZM173 182V181H172ZM220 182V181H219ZM245 182V181H244ZM243 182V183H244ZM24 183V181H23ZM30 183V182H29ZM60 183H64L60 182ZM76 183V182H75ZM80 183V182H79ZM109 184V182H107ZM126 183V182H125ZM139 183V182H138ZM151 182H149L150 184ZM182 183V182H181ZM207 183V182H206ZM225 183V182H224ZM228 183V182H227ZM237 181L235 182V184ZM25 184V183H24ZM33 184V183H32ZM49 184V183H48ZM77 184V183H76ZM102 184V183H101ZM99 184V186L101 185ZM107 184V185H108ZM128 184V182H127ZM131 184V183H130ZM147 184V183H146ZM148 184V185H149ZM156 184V183H155ZM168 184V182H167ZM172 183L170 182V185ZM229 184V183H228ZM227 184V185H228ZM238 184V183H237ZM27 185V184H26ZM29 185V184H28ZM64 185V184H63ZM78 185V184H77ZM77 185L75 187H77ZM103 185V184H102ZM129 185V184H128ZM147 185V186H148ZM151 185H153L151 183ZM150 185V186H151ZM161 185V184H160ZM218 185V184H217ZM224 185V184H223ZM226 185V184H225ZM226 185V186H227ZM22 186V185H21ZM25 186V185H23ZM58 186V184H57ZM70 186V185H69ZM87 186V184H86ZM106 186V185H103ZM112 186V185H110ZM107 186V187H110ZM158 186V185H157ZM176 186V185H175ZM174 186V187H175ZM178 186V185H177ZM206 187V184L202 185ZM230 188L233 186L229 185ZM6 187V186H4ZM26 187V186H25ZM24 187V189H25ZM29 187V186H28ZM55 187V186H54ZM82 187V186H81ZM84 187V186H83ZM101 187V186H100ZM139 187V186H137ZM136 187V188H137ZM161 187V186H160ZM169 187V186H168ZM167 187V188H168ZM211 187V186H210ZM219 187V186H218ZM71 188V187H70ZM73 188V187H72ZM71 188V189H72ZM79 188V187H78ZM76 188V189H78ZM102 188V187H101ZM131 188V187H130ZM140 188V187H139ZM146 188V187H145ZM165 188V187H164ZM172 188V187H171ZM215 188V187H214ZM220 188V187H219ZM226 188V187H224ZM229 188V189H230ZM37 189V188H34ZM68 189V188H67ZM74 189V188H73ZM113 189V188H112ZM115 189V188H114ZM118 189V188H117ZM129 189V188H128ZM144 189V187H143ZM156 189V188H155ZM204 189L205 188H200ZM222 189V188H221ZM227 189V190H229ZM26 190V189H25ZM80 192V188L78 189ZM99 190V189H98ZM97 190V191H98ZM116 190V189H115ZM120 190V189H119ZM118 190V192H119ZM125 190V189H123ZM141 190V188H140ZM139 190V191H140ZM150 190V189H149ZM158 190V189H157ZM167 190V189H166ZM223 190V189H222ZM221 190V191H222ZM70 191V190H69ZM73 191V190H72ZM83 191V190H82ZM114 192V190H112ZM121 191V190H120ZM135 191V190H134ZM138 191V190H137ZM164 191V189H163ZM196 191V190H195ZM218 191V190H217ZM226 191V189H225ZM7 192V190H6ZM9 192V191H8ZM7 192V193H8ZM32 192V189L30 193ZM73 192H76L75 190ZM93 192V191H92ZM127 192V191H126ZM133 192V191H131ZM144 192V190H143ZM150 191H148L149 193ZM157 192V191H156ZM161 192V191H159ZM166 192V191H165ZM164 192V193H165ZM207 192V193H205ZM203 194H206L205 197L208 196V192L215 193V189H207ZM29 193V194H30ZM65 193V192H64ZM76 192L75 194H77ZM84 193V192H83ZM97 193V192H96ZM137 194V192H135ZM134 193V194H135ZM168 193V192H167ZM166 193V194H167ZM243 193V194H242ZM27 194V192L25 193ZM24 194V195H25ZM28 194V196H30ZM81 194V193H80ZM120 194V193H119ZM125 194V192H124ZM133 194V195H134ZM224 194V193H223ZM32 195V194H31ZM51 195V194H50ZM64 195V194H63ZM83 195V194H82ZM81 195V196H82ZM86 195V194H85ZM104 196V194H102ZM122 198L125 196L120 194ZM124 197H123V196ZM127 196L129 194H126ZM145 195V194H144ZM143 195V196H144ZM187 195V194H186ZM190 197L192 196V191L189 193ZM7 196V195H6ZM55 196V195H54ZM84 196V195H83ZM96 196V195H93ZM117 196V195H116ZM115 196V197H116ZM126 196V197H127ZM138 196V195H137ZM146 196V195H145ZM203 196V195H201ZM212 197V195H210ZM222 196V195H221ZM219 194H216L215 197H221ZM228 196V195H227ZM235 196L233 198L235 199ZM27 196L24 198L26 199ZM37 197V196H36ZM56 197V196H55ZM58 197V196H57ZM125 197V199H126ZM129 197V196H128ZM140 196H138L139 198ZM158 197V196H156ZM225 197V196H223ZM28 198V197H27ZM52 198V196H51ZM50 198V199H51ZM62 199V197H60ZM59 198V199H60ZM68 198V197H67ZM77 198V197H76ZM81 198V197H79ZM151 198V197H150ZM153 198V197H152ZM200 198V197H199ZM202 198V197H201ZM204 198V197H203ZM227 198V197H226ZM230 198V197H229ZM232 198V197H231ZM247 198V197H246ZM31 201V197L28 198ZM34 199V198H33ZM58 199V200H59ZM102 199V198H101ZM104 199V198H103ZM117 199V198H116ZM115 199V200H116ZM121 199V198H120ZM119 199V200H120ZM124 199V200H125ZM133 199V198H132ZM131 199V200H132ZM142 198H140L141 201ZM179 199V197H178ZM187 199V198H186ZM191 200V198H188ZM232 199V200H234ZM24 200V199H23ZM25 202L24 204H30ZM53 200V198H52ZM68 200V199H67ZM74 200V199H73ZM109 201L108 199H106ZM104 200V201H106ZM118 200V201H119ZM123 200V199H121ZM129 200V199H127ZM130 200V203H131ZM133 199L132 201H134ZM150 200V199H149ZM147 200V201H149ZM155 200V198H153ZM157 200V199H156ZM175 200V199H174ZM202 200V199H201ZM217 200V199H216ZM220 200V199H219ZM229 200V199H228ZM33 201V200H32ZM81 201V200H80ZM139 201V199L137 200ZM162 201V200H161ZM171 201V200H169ZM167 201V202H169ZM173 201V200H172ZM178 201V200H177ZM218 201V200H217ZM222 201V200H221ZM34 202V201H33ZM110 202V201H109ZM108 202V203H109ZM115 202V201H114ZM117 202V200H116ZM146 202V201H145ZM160 202V201H158ZM176 202V201H175ZM184 202V201H183ZM186 202H188L186 200ZM185 202V203H186ZM208 202V201H207ZM223 202V201H222ZM232 202V201H231ZM50 203V202H49ZM58 203V202H57ZM61 203V201H60ZM112 203V202H110ZM125 203V202H123ZM127 203V202H126ZM125 203V205H126ZM129 203V204H130ZM134 203V202H133ZM157 203V202H156ZM172 203V202H171ZM193 203V202H192ZM206 203V202H205ZM217 203V202H216ZM224 203V202H223ZM226 203V202H225ZM23 204V203H22ZM21 204V207L24 205ZM35 205L37 203H34ZM53 204V203H52ZM59 204V203H58ZM58 204H56L58 206ZM62 204V203H61ZM78 204V203H77ZM121 204V203H120ZM140 204V203H139ZM169 204V203H168ZM181 204V203H180ZM179 204V205H180ZM190 204V201L188 202ZM207 204V203H206ZM209 204V203H208ZM218 204V203H217ZM38 205V204H37ZM44 205V204H43ZM47 205V204H46ZM49 205V204H48ZM47 205V206H48ZM97 205V203L95 204ZM94 205V206H95ZM118 205V204H115ZM133 205V204H130ZM136 205V204H135ZM138 205V204H137ZM155 205V204H153ZM158 205V203H157ZM202 205V204H200ZM214 205V204H213ZM27 206V205H26ZM25 206V207H26ZM32 206V204H31ZM30 206V208H32ZM42 206V205H41ZM78 206V205H77ZM114 206V205H113ZM151 206V205H150ZM173 206V204H172ZM184 206V205H183ZM208 206V205H207ZM221 206V205H220ZM220 206H216L219 207ZM37 207V206H34ZM33 207L35 212V208ZM45 207V206H44ZM52 207V206H50ZM59 207V206H58ZM61 207V206H60ZM72 207V206H70ZM69 207V208H70ZM96 207V206H95ZM122 207V205H121ZM133 207V206H132ZM135 207V206H134ZM156 207V206H155ZM153 207V208H155ZM170 207V206H169ZM178 207V206H177ZM214 207V206H213ZM211 207V208H213ZM232 207V206H231ZM264 207V206H263ZM10 208V207H9ZM43 208V207H42ZM64 208V207H63ZM111 208V207H110ZM114 208V207H113ZM112 208V209H113ZM137 208V206H136ZM135 208V209H136ZM151 208V207H149ZM180 210L183 212L184 210ZM201 208V207H200ZM199 208V209H200ZM229 208V207H228ZM23 209L24 208L23 206ZM29 209V208H28ZM67 209V208H66ZM76 209V207H75ZM84 208H82L83 210ZM95 209V208H94ZM134 209V211H135ZM148 209V208H147ZM178 209V208H176ZM214 209V208H213ZM222 209V207L220 208ZM233 209V208H232ZM234 209H236L234 207ZM258 209V208H257ZM54 210V209H53ZM57 210V208H56ZM59 210V209H58ZM57 210V211H58ZM69 210V209H68ZM115 210V209H114ZM124 210V209H123ZM127 210V209H126ZM143 210V209H142ZM3 211V210H2ZM28 212V210H26ZM24 211V212H26ZM65 211V209L63 210ZM71 211V210H70ZM75 210L73 209V212ZM101 211V210H100ZM103 211V209H102ZM101 211V212H102ZM156 211V210H155ZM155 211L152 212L155 213ZM158 211V209H157ZM156 211V213H157ZM173 211V210H171ZM175 211V210H174ZM173 211V212H174ZM199 211V210H198ZM224 211V210H223ZM44 212V211H43ZM123 212V211H122ZM138 212V211H137ZM149 212V211H148ZM159 212V211H158ZM180 212V211H179ZM185 212V211H184ZM207 212V211H206ZM213 213V211H210ZM225 212V211H224ZM3 213V212H2ZM30 213V212H28ZM45 213V212H44ZM54 214V212H52ZM141 213V212H140ZM155 213V214H156ZM167 213V212H166ZM241 213V212H240ZM35 214V213H33ZM30 215V216H33ZM69 214V211L67 212ZM71 214V212H70ZM99 214V213H98ZM130 214V213H129ZM133 214V213H132ZM143 214V213H141ZM151 214V213H150ZM171 214V213H170ZM178 214V213H177ZM184 214V213H183ZM224 214V213H223ZM7 215V214H6ZM28 215V214H26ZM46 215V213H45ZM51 215V213H50ZM85 215V213H84ZM134 215V214H133ZM137 215V214H135ZM134 215V216H135ZM172 215V214H171ZM180 215V214H179ZM193 215V214H192ZM29 216V215H28ZM25 216V217H28ZM35 216V215H34ZM37 217H40V212L36 213ZM87 216V215H86ZM89 216V214H88ZM97 216V214H96ZM148 216V215H146ZM155 216V215H153ZM158 216V215H157ZM176 216V214H175ZM215 216V214H214ZM223 216V215H222ZM11 217V214H10ZM13 217V216H12ZM22 217V216H20ZM53 217V216H52ZM76 217V216H75ZM85 217V216H84ZM94 217V216H93ZM92 217V218H93ZM137 217V216H136ZM143 217V216H142ZM166 217V215H165ZM200 217V215H199ZM217 217V216H216ZM230 217V216H228ZM9 218V217H8ZM14 218V217H13ZM12 218V219H13ZM34 218V217H33ZM65 218V217H64ZM69 218H71L69 216ZM87 218V217H86ZM91 218V219H92ZM140 218V217H139ZM145 218V217H144ZM151 218V217H150ZM158 218V217H157ZM227 218V217H226ZM256 218V217H255ZM6 219V218H5ZM11 219V220H12ZM15 219V218H14ZM28 219V218H27ZM36 219V218H34ZM76 219V218H75ZM80 219V218H79ZM89 219V218H88ZM105 219V218H104ZM149 219V217H148ZM147 219V220H148ZM166 219V218H165ZM194 219V218H193ZM15 220H18L17 218ZM21 220V219H19ZM37 220V219H36ZM35 220V221H36ZM46 220V219H45ZM53 220V219H52ZM57 220V219H55ZM129 220V219H128ZM131 220V219H130ZM139 220V219H138ZM186 220V219H185ZM205 220V219H204ZM227 220V219H226ZM8 221V220H7ZM22 221V220H21ZM28 221V220H27ZM32 221V220H31ZM62 221V220H61ZM71 221V220H70ZM74 221V220H73ZM78 221V220H77ZM87 221V220H86ZM85 221V223H86ZM90 221V220H89ZM121 221V220H119ZM223 221V220H222ZM230 221V220H229ZM17 222V221H16ZM20 222V221H19ZM26 222V219H25ZM47 222V221H46ZM49 222V221H48ZM52 222V221H51ZM54 222V221H53ZM64 222V221H63ZM62 222V223H63ZM67 222V220H66ZM126 222V221H125ZM128 222V221H127ZM146 222V221H145ZM144 222V224H145ZM162 222V221H161ZM183 222V220H182ZM182 222H178L181 224ZM199 222V221H198ZM209 222V221H208ZM207 222V223H208ZM220 222V221H218ZM13 222H1L0 221V247H3L5 250L11 247V245L15 242H19L24 238V231L18 224ZM36 223V222H35ZM32 223V224H35ZM58 223V222H57ZM69 223V221H68ZM65 223L68 226L70 223ZM84 225H87L85 224ZM88 223V222H87ZM95 223V222H94ZM114 223V222H113ZM122 223V222H121ZM140 223V222H138ZM147 223V222H146ZM167 224V222H165ZM214 223V222H213ZM224 223V222H223ZM234 223V222H233ZM22 224V222H21ZM24 224V223H23ZM49 224V223H48ZM52 224V223H51ZM72 224V223H71ZM76 224V223H74ZM90 224V223H89ZM126 223H124L125 226ZM141 224V223H140ZM163 224V223H162ZM161 224V225H162ZM165 224V225H166ZM222 224V223H221ZM264 224V223H263ZM59 225V224H58ZM62 225V224H61ZM82 225V226H84ZM93 225V224H92ZM143 225V221H142ZM177 225V224H176ZM205 225V224H204ZM215 225V224H214ZM23 226V225H22ZM34 226V225H33ZM39 226V225H36ZM42 226V225H40ZM52 226V225H51ZM60 226V225H59ZM65 226V225H63ZM62 226V227H63ZM90 226V225H89ZM95 226V224H94ZM118 226V225H117ZM128 226V225H127ZM144 226V225H143ZM149 226V225H147ZM153 226V225H152ZM156 226V225H155ZM164 226V225H163ZM227 226V225H226ZM47 227V226H46ZM49 227V226H48ZM71 227V226H70ZM92 227V226H91ZM140 227V226H138ZM142 227V226H141ZM176 228L178 226H175ZM186 227V226H185ZM216 227V226H215ZM218 227V226H217ZM216 227V228H217ZM220 227V226H219ZM31 228V227H30ZM36 228V227H34ZM41 228V227H39ZM51 228V227H50ZM56 228V227H55ZM60 228V227H59ZM84 228V227H83ZM89 228V227H88ZM115 228V227H114ZM118 228V227H117ZM124 228V227H123ZM150 228V227H149ZM159 228V226L157 227ZM156 228V229H157ZM163 228V227H162ZM187 228V227H186ZM206 228V227H205ZM208 228V227H207ZM233 228V227H232ZM33 229V228H32ZM44 229V227H43ZM54 229V228H53ZM64 230V227L62 228ZM116 229V228H115ZM114 229V230H115ZM134 228L132 227V230ZM136 229V228H135ZM140 229V228H139ZM155 229V228H153ZM164 229V228H163ZM162 229V230H163ZM166 229V227H165ZM203 229V228H202ZM221 229V228H220ZM47 230V229H46ZM61 230V229H60ZM66 230V227H65ZM72 230V229H70ZM92 230V229H91ZM123 230V229H122ZM119 230V231H122ZM125 230V229H124ZM137 230V229H136ZM142 229L141 232H143ZM182 230V229H180ZM206 230V229H205ZM213 230V229H212ZM215 230V229H214ZM213 230V231H214ZM219 230V229H218ZM235 230V229H234ZM28 231V230H27ZM30 231V230H29ZM39 231V229H38ZM88 231V230H87ZM96 231V230H95ZM118 231V232H119ZM146 231V230H145ZM161 231V230H159ZM167 231V230H166ZM224 231V230H223ZM49 232V231H48ZM117 232V231H113ZM135 232V231H134ZM137 232V231H136ZM140 232V231H138ZM176 232V231H175ZM188 232V231H187ZM218 232V231H217ZM226 232V231H225ZM264 232V231H263ZM31 235L33 232H30ZM129 233V232H128ZM160 233V232H159ZM179 233V232H178ZM212 233V232H211ZM219 233V232H218ZM228 233V232H227ZM243 233V232H242ZM62 234V232H61ZM60 234V235H61ZM80 234V233H79ZM89 234V233H88ZM86 234V235H88ZM109 234V233H108ZM107 234V235H108ZM112 234V233H111ZM115 234V233H114ZM131 234V233H129ZM139 234V233H138ZM137 234V235H138ZM162 234V233H160ZM170 234V233H169ZM217 234V233H215ZM221 234V233H220ZM226 234V233H225ZM27 235V234H25ZM110 235V234H109ZM144 235V234H143ZM156 235V234H155ZM153 235V236H155ZM171 235H173L171 233ZM170 235V237H171ZM214 235V234H211ZM228 235V234H227ZM226 235V236H227ZM262 235V234H260ZM40 236V235H39ZM55 236V235H54ZM83 236V235H82ZM111 236V235H110ZM134 236V235H132ZM152 236V235H151ZM184 236V234H183ZM186 236V235H185ZM215 236V235H214ZM225 236V235H224ZM223 236V237H224ZM229 236V235H228ZM31 237V236H29ZM87 237V236H86ZM114 237V236H112ZM125 237V236H124ZM138 237V236H136ZM150 237V234L149 236ZM167 237V236H166ZM58 238V237H57ZM60 238V237H59ZM78 238V237H76ZM101 238V237H100ZM127 238H129L127 236ZM141 238V237H140ZM155 238V237H151ZM157 238V237H156ZM214 238V237H213ZM220 238V237H219ZM222 238V237H221ZM233 238V237H232ZM230 237V239L232 240ZM264 238V237H263ZM84 239V238H83ZM98 239V238H97ZM139 239V238H138ZM136 239V240H138ZM142 239V238H141ZM140 239V240H141ZM147 239V238H145ZM166 239V238H165ZM168 239V238H167ZM170 239V238H169ZM237 239V238H235ZM28 240V239H27ZM72 240V239H71ZM76 240V239H75ZM139 240V243L141 241ZM160 240V238H159ZM163 240V239H161ZM172 240V237H171ZM203 240V239H202ZM230 240V241H231ZM26 241V240H23ZM29 241V240H28ZM51 241V240H50ZM54 241V240H53ZM57 241V240H56ZM78 241V240H76ZM97 241V240H96ZM149 241V240H147ZM146 241V243H147ZM175 241V240H174ZM234 241V239H233ZM22 242V241H21ZM20 242V243H21ZM55 242V241H54ZM58 242V241H57ZM56 242V243H57ZM70 242V241H69ZM75 242V241H74ZM107 242V240H106ZM115 242V241H114ZM153 242V240H152ZM162 242V241H161ZM160 242V243H161ZM168 242V241H167ZM172 242V241H171ZM213 242V241H212ZM216 242V241H215ZM223 242V241H222ZM228 242V241H227ZM51 243V242H50ZM55 243V244H56ZM73 243V242H71ZM81 243V242H80ZM110 243V242H109ZM132 243V242H131ZM150 243V242H149ZM155 243V242H153ZM169 243V242H168ZM175 244V242H173ZM230 243V242H229ZM237 243V242H236ZM239 243V242H238ZM244 243V242H243ZM23 244V242H22ZM26 244V243H24ZM31 246L32 243H30ZM29 244V245H30ZM43 244V243H42ZM60 244V242H59ZM74 244V243H73ZM151 244V243H150ZM159 244V243H158ZM180 244V243H179ZM222 243L220 242L219 245ZM20 245V244H19ZM18 245V246H19ZM36 245V244H35ZM40 245V244H39ZM72 245V244H71ZM99 245V244H98ZM116 244L114 243L113 246ZM130 245V244H128ZM127 245V246H128ZM147 244H145L146 246ZM155 245V244H153ZM152 245V246H153ZM216 245V244H215ZM218 245V244H217ZM218 245V247H219ZM22 247V245H20ZM52 246V245H51ZM118 246V245H117ZM132 246V245H131ZM137 246V245H136ZM134 246L135 248H137ZM144 246V247H145ZM151 246V247H152ZM171 246V245H170ZM209 247L211 245H208ZM214 246V245H213ZM234 246V245H233ZM41 247V246H40ZM68 247V246H67ZM107 247V246H106ZM112 247V246H111ZM148 247V246H147ZM155 247V246H153ZM202 247V246H201ZM216 247V246H215ZM238 247V246H237ZM242 247V246H241ZM245 247V245H244ZM24 248V247H23ZM43 248V247H42ZM54 248V247H53ZM60 248V247H59ZM121 248V247H120ZM118 247V249H120ZM181 248V247H180ZM198 248V247H196ZM206 248V246H204ZM203 248V249H204ZM225 248V247H224ZM64 249V248H63ZM62 249V250H63ZM67 249V248H66ZM70 249V246H69ZM114 249V248H112ZM122 249V248H121ZM133 249V248H132ZM139 249V248H137ZM142 249V248H141ZM148 249V248H147ZM217 249V247H216ZM241 249V248H238ZM4 250V252H5ZM11 250V249H10ZM19 250V249H18ZM24 250V249H23ZM65 250V249H64ZM117 250V249H116ZM211 250V248H210ZM223 250V249H221ZM1 251V250H0ZM128 251V249H127ZM138 251V250H137ZM142 251V250H141ZM189 251V250H188ZM19 252V251H18ZM17 252V253H18ZM55 252V250H54ZM60 252V251H59ZM124 252V251H123ZM134 252V251H133ZM140 250L138 251V253ZM200 252V251H199ZM208 252V251H207ZM15 253V252H14ZM21 253V251H20ZM23 253V251H22ZM21 253V254H22ZM112 253V252H111ZM117 253V252H116ZM235 253V252H234ZM58 254V253H57ZM56 254V255H57ZM119 254V253H117ZM122 254V253H121ZM126 254V253H125ZM124 254V258L125 257ZM157 254V253H156ZM201 254V253H200ZM209 254V253H208ZM105 255V254H104ZM114 255V254H113ZM120 255V254H119ZM128 255V254H127ZM227 255V254H226ZM225 255V256H226ZM231 255V254H230ZM228 254V256H230ZM50 256V254L48 255ZM151 257V255L149 254ZM233 256V255H232ZM5 258V256H3ZM43 257V255H42ZM112 257V256H111ZM123 257V256H122ZM156 257V256H155ZM160 257V256H159ZM237 257V255H236ZM2 258V257H1ZM24 258V256H23ZM36 258V257H35ZM57 258V257H56ZM61 258V257H60ZM228 258V257H227ZM226 258V259H227ZM6 259V258H5ZM10 259V258H9ZM37 259H39L37 257ZM46 260V258H44ZM120 259V258H119ZM118 259V260H119ZM123 259V258H122ZM121 259V260H122ZM151 259V258H149ZM161 259V257H160ZM207 259V258H206ZM223 259V258H221ZM220 259V260H221ZM11 260V259H10ZM24 260H26L24 258ZM40 260V259H39ZM44 260V261H45ZM48 260V259H47ZM112 260V259H111ZM116 260V259H115ZM114 260V261H115ZM127 260V258H126ZM145 260V259H144ZM219 260V259H218ZM231 260V259H230ZM233 260V259H232ZM3 261V260H2ZM50 261V260H49ZM130 261V260H129ZM128 261V262H129ZM149 261V260H147ZM153 261V258H152ZM158 259L156 260V262ZM160 261V260H159ZM207 261V260H206ZM205 261V262H206ZM215 261V260H214ZM224 261V260H223ZM222 261V262H223ZM41 262V261H40ZM47 262V261H46ZM144 262V261H142ZM209 262V261H208ZM217 262V261H216ZM225 262V261H224ZM227 262V261H226ZM230 262V261H229ZM234 262V261H231ZM236 262V261H235ZM13 263V262H12ZM54 263V262H53ZM117 263V262H116ZM115 263V264H116ZM123 263V262H122ZM121 263V264H122ZM130 263H132L130 261ZM239 263V261H238ZM237 263V264H238ZM35 264V262H34ZM43 264V263H42ZM46 264V263H45ZM100 264V263H99ZM145 264V263H144ZM151 264V263H150ZM233 264V263H231ZM240 264V263H239ZM242 264V263H241Z\"/></svg>",
    "mask_w": 264,
    "mask_h": 264
}]
</instances>
